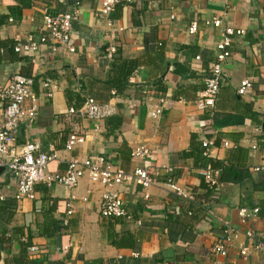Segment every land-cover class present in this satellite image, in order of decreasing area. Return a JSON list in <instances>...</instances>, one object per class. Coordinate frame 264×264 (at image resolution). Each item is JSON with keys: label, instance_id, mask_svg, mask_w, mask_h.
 Returning <instances> with one entry per match:
<instances>
[{"label": "crops", "instance_id": "crops-1", "mask_svg": "<svg viewBox=\"0 0 264 264\" xmlns=\"http://www.w3.org/2000/svg\"><path fill=\"white\" fill-rule=\"evenodd\" d=\"M73 12L74 53L54 52L51 44L15 51L18 42L46 34V16ZM111 18L117 32L115 58L137 65L121 94L113 87L114 61L102 54L107 17L100 12V0H0V86L19 74L34 80L37 98L36 118L19 124L17 144L37 142L45 153L53 149L57 160L48 164V173H63L70 159L100 156L125 173L147 168L154 179L147 190L135 183L109 189L119 194L133 217L127 222L101 216L104 188L87 176L74 189L38 184L34 199L17 202L12 175L2 172L0 264H264L263 255L240 254L247 245L243 235L224 241L218 222L264 236V0H132L119 4ZM212 19H220L222 27L207 25ZM193 23L197 31L190 34ZM227 26L244 29L245 35L233 38L214 107L200 112L194 101ZM175 62L188 67L187 77L167 72V65ZM46 80L55 87L51 97L43 87ZM244 80L251 87L240 95ZM86 97L111 102L116 115L93 122L66 114ZM73 133L85 140L69 153L64 145ZM202 140L211 144L208 156L195 164L185 154L192 142L199 150ZM252 145L257 150L249 156ZM139 147L149 154L132 158L131 151ZM210 161L232 169L214 190L199 175ZM163 166L170 168L186 198L165 184ZM84 197L86 203L81 202ZM241 208H258L259 213L242 224ZM216 244L225 247L224 257L212 254Z\"/></svg>", "mask_w": 264, "mask_h": 264}, {"label": "built area", "instance_id": "built-area-1", "mask_svg": "<svg viewBox=\"0 0 264 264\" xmlns=\"http://www.w3.org/2000/svg\"><path fill=\"white\" fill-rule=\"evenodd\" d=\"M132 0H100V12L107 17L106 36L107 45L105 47L103 57L112 61L117 53L116 47V29L113 28L112 16L115 13L116 7L121 3H129ZM171 1V0H170ZM171 20L174 16L171 15ZM76 20V12L63 13L56 17L46 16L44 18L45 35L38 39L29 37L25 43L18 42L15 46L17 53L36 50L39 45L51 44L53 51L57 52L62 49L72 54L75 48L71 43L72 40V24ZM207 25L215 28L222 27L220 19H212L207 21ZM220 33V42L216 45L217 54L215 60L210 65L208 74L205 77L203 90L197 95L194 105L200 112L211 110L216 102L218 93L223 84L224 73L222 71L223 64L231 57L232 41L234 37H243L244 29H233L224 27ZM197 31V25L191 24L189 33L194 34ZM34 80L19 74L13 75L8 84L0 86V106L1 117L0 122V169L9 172L12 175L15 191L14 200L22 201L24 199H34V189L38 184H42L47 188L53 185L74 189L78 186L79 181L87 176L92 184H96L104 188V192L100 199L99 211L101 216L105 218L124 219L127 222H132L133 217L129 215L125 209L124 203L119 197V194L109 189L115 187H129L132 183L140 186L143 190L149 189L154 184L153 175L147 168H137L132 173H125L123 170L114 168L103 157H87L83 160L70 159L67 162V167L63 173H48V164L57 160V155L50 149V153H45L37 142H25L17 144L15 131L20 123L31 124L36 118L38 107L37 98L32 90ZM43 87L50 92L48 97L52 96V91L55 87L50 80L43 83ZM251 87L248 80L240 83L238 94L242 95ZM114 94V93H113ZM117 108L111 102L105 104L97 103L93 98L86 97L82 105L78 108L70 107L66 110L68 116L84 118L87 121L100 122L116 115ZM157 115L161 111L156 112ZM85 138L81 135L71 134L65 145L66 152H72L73 149L84 143ZM210 142L202 140L204 148L203 156H208ZM228 147V143L223 144ZM257 150L256 145H252L249 151V156H252ZM149 154L144 147H139L131 151L132 158H144ZM167 173L165 184L180 198H186L185 193L176 185L173 177L170 175V168L163 166ZM259 172L260 168L254 169ZM204 184L208 189H216L220 186L219 177L220 171L213 170L209 165L206 168L200 169ZM264 182V177H263ZM148 199V194L144 195ZM74 197L66 204V214L70 216L73 212ZM1 200V199H0ZM87 197L82 198L81 202L86 203ZM258 208L245 209L241 208L238 211L240 222L245 224L250 218L257 216ZM222 227V238L230 243L232 239H236L239 235H243L247 240V245L242 247L240 254L247 257L251 254H260L264 256V236L255 231H246L241 233L238 229L231 226L227 221L218 219ZM137 225L139 223L137 222ZM30 251H35L34 247ZM63 253L67 252V248L62 249ZM213 255L224 257L226 249L222 244H216L211 250ZM136 256V254H133Z\"/></svg>", "mask_w": 264, "mask_h": 264}, {"label": "trees", "instance_id": "trees-1", "mask_svg": "<svg viewBox=\"0 0 264 264\" xmlns=\"http://www.w3.org/2000/svg\"><path fill=\"white\" fill-rule=\"evenodd\" d=\"M116 55L112 59V61H114L113 70L115 71V76L112 79V81H113V87L115 88L116 92L121 94L125 90L128 79L130 75H132L136 70L137 65L136 63L133 62L117 61V58H115ZM262 136H264V130H262ZM199 148H200L199 150L198 147L193 148V142H192L191 150L189 152H186L185 154L186 157L192 158L195 164L199 160L206 158L205 156H203L204 148L202 147V143L199 144ZM210 165L212 166L213 169L215 170L217 169L220 171L219 184L221 185V183L225 182L223 178V173L227 170L231 172L232 169L231 168L229 169V167L225 166L224 164L215 163L213 161H210Z\"/></svg>", "mask_w": 264, "mask_h": 264}, {"label": "water", "instance_id": "water-1", "mask_svg": "<svg viewBox=\"0 0 264 264\" xmlns=\"http://www.w3.org/2000/svg\"><path fill=\"white\" fill-rule=\"evenodd\" d=\"M166 70L167 72L170 71L172 74L182 75L183 77H187L188 72H189V69L187 66L182 65L178 62L168 64ZM2 172H4V170L0 169V174Z\"/></svg>", "mask_w": 264, "mask_h": 264}]
</instances>
